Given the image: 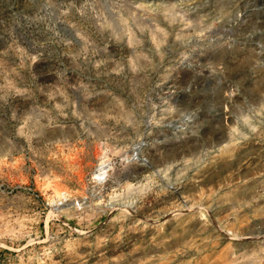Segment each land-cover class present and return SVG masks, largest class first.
<instances>
[{
	"label": "rangeland",
	"instance_id": "rangeland-1",
	"mask_svg": "<svg viewBox=\"0 0 264 264\" xmlns=\"http://www.w3.org/2000/svg\"><path fill=\"white\" fill-rule=\"evenodd\" d=\"M0 264H264V0H0Z\"/></svg>",
	"mask_w": 264,
	"mask_h": 264
},
{
	"label": "bare ground",
	"instance_id": "bare-ground-1",
	"mask_svg": "<svg viewBox=\"0 0 264 264\" xmlns=\"http://www.w3.org/2000/svg\"><path fill=\"white\" fill-rule=\"evenodd\" d=\"M252 66V65H251Z\"/></svg>",
	"mask_w": 264,
	"mask_h": 264
}]
</instances>
